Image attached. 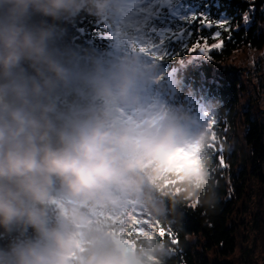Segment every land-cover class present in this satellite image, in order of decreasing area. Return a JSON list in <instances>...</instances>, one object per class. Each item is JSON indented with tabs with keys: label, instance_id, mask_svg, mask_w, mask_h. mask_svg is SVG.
<instances>
[{
	"label": "clouds",
	"instance_id": "1",
	"mask_svg": "<svg viewBox=\"0 0 264 264\" xmlns=\"http://www.w3.org/2000/svg\"><path fill=\"white\" fill-rule=\"evenodd\" d=\"M131 6L0 0V264H167V241L125 243L109 217L135 202L172 226L184 207L219 203L208 148L219 104L198 118L172 102L182 82L158 62L127 51L82 63L60 44L81 14L118 26Z\"/></svg>",
	"mask_w": 264,
	"mask_h": 264
},
{
	"label": "trees",
	"instance_id": "2",
	"mask_svg": "<svg viewBox=\"0 0 264 264\" xmlns=\"http://www.w3.org/2000/svg\"><path fill=\"white\" fill-rule=\"evenodd\" d=\"M259 1L215 0L209 4L212 16L215 17L219 11L220 15L231 18L232 27L231 39L227 32L220 30L224 46L222 49L210 48L211 60L202 55L187 54L182 43L190 46L203 37L211 46L217 43L214 35L219 29L215 27L206 30L194 23L189 26L194 33L191 38L185 35L181 39L169 34L161 46L169 50V56L158 61L162 74L172 70V79L182 82L183 91L172 102L185 105L198 118L205 116L207 104H219L212 130L218 142L209 152L220 200L214 208L199 205L184 207L179 225H161L165 231L171 227L178 240L177 245H172L167 236L162 238L174 249L167 264H252L254 253L246 245L245 231L252 222L260 227L264 221V201L261 204L259 201L264 194V125L251 120L248 111L239 106V90L243 89L239 77L241 68L233 60L244 47L258 49L264 45L257 25H244L241 19L242 14ZM184 2L196 3L197 0ZM219 2L225 7L220 8ZM155 23L158 28L166 26L159 21ZM62 27L66 32L60 41L61 46L75 50L82 63L94 57L110 60L119 55L114 35L117 26L81 14ZM171 27L176 30L177 24ZM150 38L159 44V36L150 33ZM127 51L130 50L125 46ZM173 52L178 54L173 55ZM189 90L192 94L185 95ZM218 155L223 156L227 167H219ZM252 205L254 208H251Z\"/></svg>",
	"mask_w": 264,
	"mask_h": 264
},
{
	"label": "snow or ice",
	"instance_id": "3",
	"mask_svg": "<svg viewBox=\"0 0 264 264\" xmlns=\"http://www.w3.org/2000/svg\"><path fill=\"white\" fill-rule=\"evenodd\" d=\"M214 2L215 0H197L196 3H186L184 0H132L131 8L125 14L123 20L119 22L118 30L114 33L116 42L127 46L133 53H138L151 61L158 62L169 56V50L161 47L165 43L164 38L166 36L171 34L173 37L183 39L186 35L191 38L194 33L189 26L198 23L201 28L211 29L215 27L219 29L214 35L217 43L209 46L207 40L200 37L190 46L187 43H182V47L187 54L202 55L211 60L210 48L222 49L224 46L220 30L227 32L229 39H231L232 31L231 18L220 15L219 11L215 17L212 16V9H210L209 4ZM219 5L220 8L225 7L220 2ZM165 9L166 11H164ZM249 11H245L241 17L245 25L249 23ZM155 21H159L161 25L166 26L158 28ZM174 23L177 24L176 30L171 27ZM237 27H239V24H237ZM150 33L160 37L159 44L151 40ZM172 54L178 53L173 52ZM215 123V118L209 119V139L211 141L208 145L209 149H213L214 143L218 142V138L212 131ZM220 151H223L222 145ZM216 159L219 167H227L222 155H218ZM109 219L113 224L119 222L123 225V229L119 233L114 232L113 234L125 238V243H131L133 237L151 239L152 234L156 233L160 238L167 236L172 245L178 244V240L170 227L165 231V228L158 221L153 222L135 202L131 203V207L125 208L119 216H110ZM169 251L173 253L174 249L170 248Z\"/></svg>",
	"mask_w": 264,
	"mask_h": 264
},
{
	"label": "rangeland",
	"instance_id": "4",
	"mask_svg": "<svg viewBox=\"0 0 264 264\" xmlns=\"http://www.w3.org/2000/svg\"><path fill=\"white\" fill-rule=\"evenodd\" d=\"M250 9V19L247 25L255 23L264 39V0L252 4ZM115 44L119 55H122L125 52V45L118 44L116 38ZM233 61L241 68L239 77L243 89L239 90V106L248 111L251 120L264 125V45L258 49L244 47V50ZM172 72L171 70L163 74L165 81L172 79ZM259 201L260 204L264 201V194ZM251 208H254V206L252 205ZM262 216L264 218V213ZM260 225L258 227L256 222H252V225H249L247 231H245L246 245L250 249L249 251L252 254L254 253L251 256L252 264H264V221Z\"/></svg>",
	"mask_w": 264,
	"mask_h": 264
},
{
	"label": "water",
	"instance_id": "5",
	"mask_svg": "<svg viewBox=\"0 0 264 264\" xmlns=\"http://www.w3.org/2000/svg\"><path fill=\"white\" fill-rule=\"evenodd\" d=\"M204 29L209 30V28H204Z\"/></svg>",
	"mask_w": 264,
	"mask_h": 264
}]
</instances>
